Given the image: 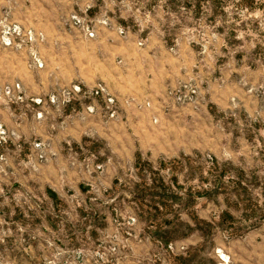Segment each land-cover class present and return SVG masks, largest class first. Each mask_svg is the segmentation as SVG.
<instances>
[{"label":"rangeland","instance_id":"obj_1","mask_svg":"<svg viewBox=\"0 0 264 264\" xmlns=\"http://www.w3.org/2000/svg\"><path fill=\"white\" fill-rule=\"evenodd\" d=\"M0 264H264V0H0Z\"/></svg>","mask_w":264,"mask_h":264},{"label":"crops","instance_id":"obj_2","mask_svg":"<svg viewBox=\"0 0 264 264\" xmlns=\"http://www.w3.org/2000/svg\"><path fill=\"white\" fill-rule=\"evenodd\" d=\"M142 83H144V81ZM147 93H148V91H145V90H143V91H137V96H139V97H149V94L147 95ZM137 123H138V125H136V127H138V128L141 127V125L144 126L142 120L139 121L137 119ZM139 124H141V125H139Z\"/></svg>","mask_w":264,"mask_h":264},{"label":"built area","instance_id":"obj_3","mask_svg":"<svg viewBox=\"0 0 264 264\" xmlns=\"http://www.w3.org/2000/svg\"><path fill=\"white\" fill-rule=\"evenodd\" d=\"M113 101V100H112Z\"/></svg>","mask_w":264,"mask_h":264}]
</instances>
